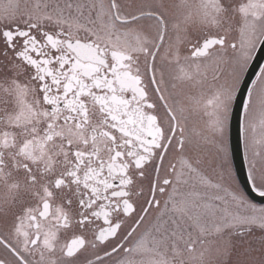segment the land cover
<instances>
[{
    "label": "snow or ice",
    "instance_id": "6c2138e0",
    "mask_svg": "<svg viewBox=\"0 0 264 264\" xmlns=\"http://www.w3.org/2000/svg\"><path fill=\"white\" fill-rule=\"evenodd\" d=\"M262 51L264 0H0V264H264Z\"/></svg>",
    "mask_w": 264,
    "mask_h": 264
},
{
    "label": "water",
    "instance_id": "95a60500",
    "mask_svg": "<svg viewBox=\"0 0 264 264\" xmlns=\"http://www.w3.org/2000/svg\"><path fill=\"white\" fill-rule=\"evenodd\" d=\"M264 60V51L259 52L257 54V62H254L253 68L250 69L249 76L251 77L255 71H258V66L262 64ZM240 101H238V104ZM241 119H243V114L241 112L240 114ZM230 138L232 140L231 142V147H232V155L233 159L236 164V169L239 177L242 178V172L245 170V162H244V155H243V142H242V137L239 134V129H238V122L236 117L233 118L232 121V126H231V132H230ZM249 193H251L252 197L256 199L257 201H264V198L259 197L255 192L251 190L250 187H247Z\"/></svg>",
    "mask_w": 264,
    "mask_h": 264
},
{
    "label": "flooded vegetation",
    "instance_id": "af4514ba",
    "mask_svg": "<svg viewBox=\"0 0 264 264\" xmlns=\"http://www.w3.org/2000/svg\"><path fill=\"white\" fill-rule=\"evenodd\" d=\"M126 2H131V0H126ZM262 65H264V61H263ZM230 140H231V138H230ZM231 142H232V140H231ZM242 142H243V139H242ZM243 154H244V142H243ZM232 159H233V155H232ZM233 164H234V167H235V175H236L237 183L239 184V186L244 191H246L248 193L249 197L253 199L251 193H249L248 188H247V187L251 188L250 183L247 182V164L245 163V170L242 172L243 182H242L241 178L239 177V175L237 173L236 164H235L234 159H233ZM253 200H255V199H253ZM255 202L264 203V201H257V200H255ZM0 255H3V250L2 249H0Z\"/></svg>",
    "mask_w": 264,
    "mask_h": 264
}]
</instances>
